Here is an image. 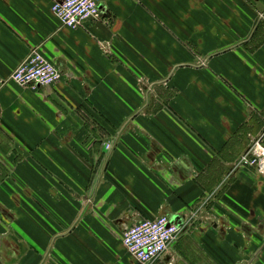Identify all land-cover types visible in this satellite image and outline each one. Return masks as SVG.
Here are the masks:
<instances>
[{"label": "crops", "instance_id": "1", "mask_svg": "<svg viewBox=\"0 0 264 264\" xmlns=\"http://www.w3.org/2000/svg\"><path fill=\"white\" fill-rule=\"evenodd\" d=\"M0 0V264H140L123 232L182 231L153 264H264V0ZM39 50L60 71L20 86ZM109 143V147H107Z\"/></svg>", "mask_w": 264, "mask_h": 264}, {"label": "built area", "instance_id": "2", "mask_svg": "<svg viewBox=\"0 0 264 264\" xmlns=\"http://www.w3.org/2000/svg\"><path fill=\"white\" fill-rule=\"evenodd\" d=\"M105 0H55L51 5L53 15L69 28H76L85 21L96 19L99 6ZM59 69L39 50L17 66L10 78L20 86H47L60 79ZM109 147V143L106 144ZM234 168L248 167L264 177V131L253 138L238 157ZM181 226L170 223L165 215L141 219L122 234L121 242L126 251L140 264H153L179 236Z\"/></svg>", "mask_w": 264, "mask_h": 264}, {"label": "water", "instance_id": "3", "mask_svg": "<svg viewBox=\"0 0 264 264\" xmlns=\"http://www.w3.org/2000/svg\"><path fill=\"white\" fill-rule=\"evenodd\" d=\"M168 219H169V222H170V223H174L175 225L180 226V224H179L180 222H179V223H178V222L176 223V222L174 221V219H170V218H168Z\"/></svg>", "mask_w": 264, "mask_h": 264}]
</instances>
